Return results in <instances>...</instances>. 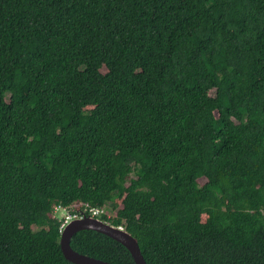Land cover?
<instances>
[{
    "label": "trees",
    "instance_id": "trees-1",
    "mask_svg": "<svg viewBox=\"0 0 264 264\" xmlns=\"http://www.w3.org/2000/svg\"><path fill=\"white\" fill-rule=\"evenodd\" d=\"M85 203L147 264H264V0H0V264H74Z\"/></svg>",
    "mask_w": 264,
    "mask_h": 264
},
{
    "label": "water",
    "instance_id": "water-1",
    "mask_svg": "<svg viewBox=\"0 0 264 264\" xmlns=\"http://www.w3.org/2000/svg\"><path fill=\"white\" fill-rule=\"evenodd\" d=\"M84 229L95 230L113 238L128 249L135 264H147L134 236L124 228L113 226L106 221L91 216L73 219L61 230L59 239L60 249L68 261L74 264H114L80 253L71 247L70 240L73 234Z\"/></svg>",
    "mask_w": 264,
    "mask_h": 264
},
{
    "label": "built area",
    "instance_id": "built-area-1",
    "mask_svg": "<svg viewBox=\"0 0 264 264\" xmlns=\"http://www.w3.org/2000/svg\"><path fill=\"white\" fill-rule=\"evenodd\" d=\"M58 208H62L64 215L62 217L66 218V223H64L63 225H61V230L64 228V226L69 223L71 220L73 219H79V218H83L85 216H91V217H95L98 218L102 215V214H107V205H104L102 207H91L89 206V204L85 203V204H75L71 207H60L57 206L56 209ZM120 228H123L122 226H119Z\"/></svg>",
    "mask_w": 264,
    "mask_h": 264
},
{
    "label": "rangeland",
    "instance_id": "rangeland-1",
    "mask_svg": "<svg viewBox=\"0 0 264 264\" xmlns=\"http://www.w3.org/2000/svg\"><path fill=\"white\" fill-rule=\"evenodd\" d=\"M210 94H214V91L211 90ZM62 210H63L62 208L56 209L55 214L57 217H62L64 215ZM106 210H107V214H106L107 216H114L115 215V210L110 205L108 206V204H107Z\"/></svg>",
    "mask_w": 264,
    "mask_h": 264
},
{
    "label": "clouds",
    "instance_id": "clouds-1",
    "mask_svg": "<svg viewBox=\"0 0 264 264\" xmlns=\"http://www.w3.org/2000/svg\"><path fill=\"white\" fill-rule=\"evenodd\" d=\"M57 222H58V224L63 225V224L66 223L67 221H66V218H64V217H59L58 220H57Z\"/></svg>",
    "mask_w": 264,
    "mask_h": 264
}]
</instances>
